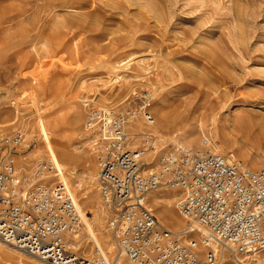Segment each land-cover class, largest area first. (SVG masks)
Listing matches in <instances>:
<instances>
[{"label":"rangeland","instance_id":"obj_1","mask_svg":"<svg viewBox=\"0 0 264 264\" xmlns=\"http://www.w3.org/2000/svg\"><path fill=\"white\" fill-rule=\"evenodd\" d=\"M42 2L0 0V134L20 130L36 138L28 167L50 156L59 172L57 151L64 149L80 157L78 176L90 169L96 178L95 154L82 126L83 99L114 109L140 108L148 100L151 146L143 127L132 140L147 148L149 159L182 146L262 166L264 0H56L52 9ZM113 66L120 67L119 81ZM69 178L76 185V175ZM90 184L66 185L84 224L77 251L95 257L105 238L112 248L105 258L112 263L120 251L96 180ZM158 191L145 204L159 221L172 231L189 226L174 208L177 193ZM84 192L91 205L83 203ZM160 193L170 201L156 202ZM96 216L101 234L90 238L84 228ZM0 247L10 253L0 250V264H44ZM120 259L130 264L124 254Z\"/></svg>","mask_w":264,"mask_h":264},{"label":"built area","instance_id":"obj_2","mask_svg":"<svg viewBox=\"0 0 264 264\" xmlns=\"http://www.w3.org/2000/svg\"><path fill=\"white\" fill-rule=\"evenodd\" d=\"M148 105L84 106L96 187L118 251L130 264H264V163L254 169L182 146L149 159L132 140L138 120L146 123L142 135L152 136ZM35 143L20 130L0 134V242L49 264H112L78 253L83 219L50 156L28 167ZM161 189L177 193L175 210L197 229L172 231L159 221L145 201Z\"/></svg>","mask_w":264,"mask_h":264},{"label":"bare ground","instance_id":"obj_3","mask_svg":"<svg viewBox=\"0 0 264 264\" xmlns=\"http://www.w3.org/2000/svg\"><path fill=\"white\" fill-rule=\"evenodd\" d=\"M44 2H42L41 4H45L46 6H49L48 9H52V6L55 4L56 0H43ZM12 10V9H11ZM39 32H42L41 29H39ZM45 33V32H44ZM53 34V33H52ZM42 35V34H41ZM53 39V38H52ZM41 41V40H40ZM144 59V58H143ZM42 60V59H41ZM120 63V62H118ZM124 63V62H123ZM121 64V63H120ZM119 64V65H120ZM112 65V64H110ZM127 66V63L125 64L124 68H126ZM123 67V66H122ZM128 67V66H127ZM120 67L118 66H113L112 67V74H113V78L114 80H117L119 81V79H121L122 77L119 75L118 76V70ZM117 70V71H116ZM124 71H126L124 69ZM145 71V70H144ZM132 72V71H131ZM107 73V72H106ZM109 75V74H108ZM112 78V79H113ZM81 82V81H80ZM100 83V82H99ZM82 88V87H81ZM152 89V88H151ZM82 90V89H81ZM153 92V90H152ZM86 98V97H85ZM87 100L91 103L93 102L92 99H83L82 100V103H83V106H86L88 103H87ZM99 108L101 109H105V105L104 104H100ZM142 127L143 125L141 123H138V122H135L134 125L132 126V129L134 130V134H140L139 132V129L140 131L142 130ZM151 128V127H150ZM149 127L147 128L148 130L150 129ZM143 133V132H142ZM141 133V134H142ZM205 140V139H203ZM207 141V140H206ZM202 143H205V141H203ZM175 144H178V143H175ZM180 144V142H179ZM178 144V145H179ZM207 144V143H206ZM177 145V146H178ZM136 147V146H135ZM176 147V146H175ZM51 148V147H50ZM51 151L53 152V149L51 148ZM57 156L60 160L59 162V166L61 168V171L59 170V178L61 181H63V183L65 185H68L69 187L73 185V187H81L83 185V188H88L89 184L91 182H93V180H95V176H93L94 174H92L91 170L90 169H85L83 170L82 172H80L81 174L78 176L74 170L75 168V165L78 164V162L81 161L80 157L73 151H70V150H64V149H61L59 151H57ZM148 155V154H147ZM52 159V158H51ZM53 160V159H52ZM74 175H76V178L77 180L75 181L76 182V185H74L75 183L71 182L70 181V178L69 177H73ZM91 185V184H90ZM82 188V187H81ZM157 192V191H156ZM159 192V191H158ZM161 195H158L157 198H155L154 200L156 202H167V201H170L169 198H167L163 193H160ZM83 203H87L88 205H91L92 203V200H91V197L87 195V192H84V196H83ZM151 201V200H150ZM169 204V203H168ZM76 205V204H75ZM87 205V206H88ZM81 206V205H80ZM77 207V206H76ZM165 212V209H160L158 211L159 215H163V213ZM95 215V214H94ZM99 218L96 216L95 219L93 221H91V228L89 229H85V232H86V235L90 238H93V232L96 231L95 235L96 234H101L100 231L102 230L101 228L98 227L99 225ZM191 227V229H197V226L194 224V223H191L189 225ZM93 233V234H92ZM99 240V238H98ZM103 242H101V248L98 249V255L99 256H102V257H107L106 255H108L109 253H111V246L108 244V240H106L105 238L102 240ZM79 240H77V244H78ZM1 243V242H0ZM0 250L4 253H7V254H10L7 250L3 249L2 247H0ZM123 253H118V255L116 256V258L114 259V261H112V264H125L124 261L122 259H120V257L122 256ZM44 264H49V263H46V262H43Z\"/></svg>","mask_w":264,"mask_h":264}]
</instances>
